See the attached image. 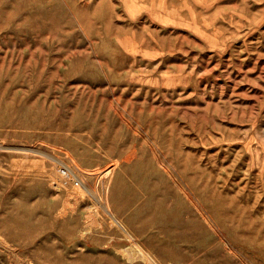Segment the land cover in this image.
<instances>
[{
  "label": "rangeland",
  "instance_id": "obj_1",
  "mask_svg": "<svg viewBox=\"0 0 264 264\" xmlns=\"http://www.w3.org/2000/svg\"><path fill=\"white\" fill-rule=\"evenodd\" d=\"M154 263L264 264V0H0V264Z\"/></svg>",
  "mask_w": 264,
  "mask_h": 264
},
{
  "label": "bare ground",
  "instance_id": "obj_2",
  "mask_svg": "<svg viewBox=\"0 0 264 264\" xmlns=\"http://www.w3.org/2000/svg\"><path fill=\"white\" fill-rule=\"evenodd\" d=\"M109 168V167H108ZM106 171H107V169H106ZM106 171H104V172H106ZM112 217V216H111ZM117 221V220H116ZM137 252V251H136ZM140 252V254L143 256V258H145L146 260H148V261H150V262H153L154 260H153V258L152 257H150V256H148L143 250H140L139 251ZM138 255V254H137ZM155 264V263H154Z\"/></svg>",
  "mask_w": 264,
  "mask_h": 264
}]
</instances>
